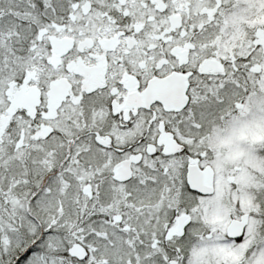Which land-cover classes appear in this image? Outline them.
Instances as JSON below:
<instances>
[{"label": "snow or ice", "instance_id": "obj_1", "mask_svg": "<svg viewBox=\"0 0 264 264\" xmlns=\"http://www.w3.org/2000/svg\"><path fill=\"white\" fill-rule=\"evenodd\" d=\"M0 264H264V0H0Z\"/></svg>", "mask_w": 264, "mask_h": 264}]
</instances>
